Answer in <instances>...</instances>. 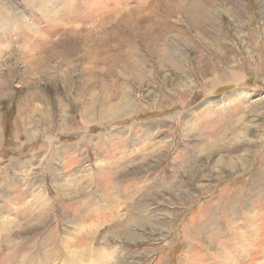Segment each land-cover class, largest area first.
Instances as JSON below:
<instances>
[{"label":"rangeland","instance_id":"obj_1","mask_svg":"<svg viewBox=\"0 0 264 264\" xmlns=\"http://www.w3.org/2000/svg\"><path fill=\"white\" fill-rule=\"evenodd\" d=\"M0 264H264V0H0Z\"/></svg>","mask_w":264,"mask_h":264},{"label":"bare ground","instance_id":"obj_2","mask_svg":"<svg viewBox=\"0 0 264 264\" xmlns=\"http://www.w3.org/2000/svg\"><path fill=\"white\" fill-rule=\"evenodd\" d=\"M195 4V3H194ZM196 5V4H195ZM202 5V4H201ZM189 10H191L192 9V4L189 6V8H188ZM206 12V11H205ZM204 14V13H203ZM205 15V14H204ZM194 20H195V22L198 24V22L200 21V18H199V16H198V18H194ZM198 26V25H197ZM163 58V57H162ZM170 58V57H169ZM169 58H167V59H169ZM230 76H231V78L233 79V80H235V79H237V78H239V72L237 71V70H232L231 72H230ZM215 151V148H214V146L212 147V149L210 150V153H213ZM209 153V154H210ZM42 219V218H41ZM126 225H124V230H126V231H128L129 230V224L128 223H125ZM131 228V227H130ZM128 234H129V231H128ZM76 252V251H75ZM99 263V262H98Z\"/></svg>","mask_w":264,"mask_h":264}]
</instances>
